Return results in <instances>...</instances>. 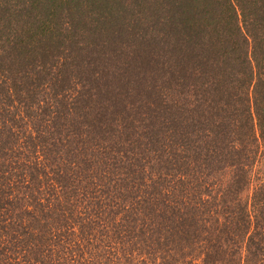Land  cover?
I'll use <instances>...</instances> for the list:
<instances>
[{
  "label": "trees",
  "instance_id": "trees-1",
  "mask_svg": "<svg viewBox=\"0 0 264 264\" xmlns=\"http://www.w3.org/2000/svg\"><path fill=\"white\" fill-rule=\"evenodd\" d=\"M0 264H264V0H0Z\"/></svg>",
  "mask_w": 264,
  "mask_h": 264
}]
</instances>
